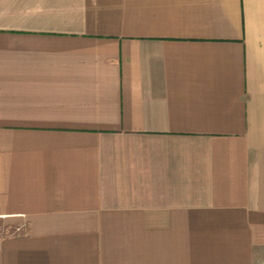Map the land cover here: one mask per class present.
Instances as JSON below:
<instances>
[{
    "label": "crops",
    "instance_id": "crops-1",
    "mask_svg": "<svg viewBox=\"0 0 264 264\" xmlns=\"http://www.w3.org/2000/svg\"><path fill=\"white\" fill-rule=\"evenodd\" d=\"M264 0H0V264H262Z\"/></svg>",
    "mask_w": 264,
    "mask_h": 264
},
{
    "label": "built area",
    "instance_id": "built-area-1",
    "mask_svg": "<svg viewBox=\"0 0 264 264\" xmlns=\"http://www.w3.org/2000/svg\"><path fill=\"white\" fill-rule=\"evenodd\" d=\"M262 264H264V251H263V257H262Z\"/></svg>",
    "mask_w": 264,
    "mask_h": 264
}]
</instances>
